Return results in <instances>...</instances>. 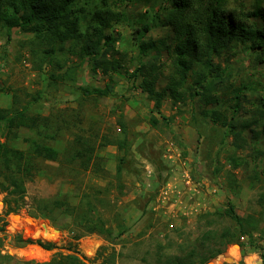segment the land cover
<instances>
[{
  "label": "rangeland",
  "instance_id": "obj_1",
  "mask_svg": "<svg viewBox=\"0 0 264 264\" xmlns=\"http://www.w3.org/2000/svg\"><path fill=\"white\" fill-rule=\"evenodd\" d=\"M241 2L247 9L258 4L264 7V0ZM227 6L238 4L227 0ZM117 8L126 17L105 32L113 30L118 37L116 49L128 50L124 63L131 68L137 54L132 28L145 7L143 1L131 0L118 2ZM168 32L158 26L148 35L160 38ZM77 51L71 40L53 43L18 28L11 29L7 40L6 30L0 28V107L26 104L31 114L48 117L47 140L59 152L57 160L38 162V170L26 182L25 205L19 210L5 215L4 193H0V215L5 217L8 234L0 253L14 257L0 259V264L47 260L57 251L71 252L69 246L92 258L96 251L81 246L87 239L96 240L102 252L114 248L115 264H168L195 249L204 251L200 238L207 232L237 228L226 216L203 215L224 208L227 198L247 219L245 228L251 230L254 246L228 244L205 264L234 262L239 256L244 264L262 260L264 171L254 148L264 149V139L255 143L246 130L243 134L249 146L236 148L223 127L202 117L201 103L193 100L174 105L164 99L160 110L167 119H162L153 101L122 74H112L111 95L84 93L81 87H102L109 77L93 73ZM235 51L233 56L224 51L216 60L229 66L236 84H250V101L264 99V62L249 51ZM166 73L158 81L159 89ZM151 116L158 119L157 124L150 123ZM18 134L15 143L24 148L21 136L30 132L20 128ZM121 140L122 147L118 146ZM83 143L93 148L87 167L85 158L72 159ZM93 160L99 165H92ZM55 198L69 202L71 210L55 208L49 212L51 218L29 213L38 210L40 201ZM97 217L112 228L111 236L90 231L91 223L84 220ZM26 238L54 246L46 249L17 241ZM246 240L247 235L242 241Z\"/></svg>",
  "mask_w": 264,
  "mask_h": 264
},
{
  "label": "trees",
  "instance_id": "obj_2",
  "mask_svg": "<svg viewBox=\"0 0 264 264\" xmlns=\"http://www.w3.org/2000/svg\"><path fill=\"white\" fill-rule=\"evenodd\" d=\"M123 1L131 0H0V28L6 30L7 40L10 39L11 29L18 28L53 43L63 44L68 40L75 42L81 61L86 62L93 73L109 77L102 87H81L84 93L97 97L109 96L114 87L112 74H122L135 90L153 101L162 119H167L160 110L164 99H170L174 105L193 100L201 103L202 117L223 127L236 148L249 146L243 134L246 130L251 132L255 143L261 137L264 139V99L261 97L257 101H250L247 95L250 84H236L229 66L216 60L224 51L231 56L235 55V49L238 48L257 55L260 62H264L263 6L258 4L247 9L241 0H234L238 6L232 7L227 6V0H141L145 8L138 14L136 26L132 28L131 39L137 54L130 68L124 63L128 50L120 52L116 49L118 37L113 30L105 32L126 17L117 8L118 2ZM84 18L87 20L82 26ZM158 26L169 32L160 38L149 36L148 32ZM163 54L165 59L161 58ZM165 70V82L159 89L157 84ZM249 103L252 105L251 115ZM149 121L153 125L158 123L155 116H151ZM119 122L124 128L123 123ZM49 127L48 117L31 114L26 104L20 107H0V193H4L5 215L25 205L26 182L35 175L38 162L59 158L58 150L47 140ZM20 128L30 132L21 136L24 148L15 143L20 137ZM123 143L121 140L118 146L122 147ZM92 149L83 143L76 149L72 159L85 158L84 167H87ZM254 150L264 171V149ZM230 160L235 165L239 164L237 158L231 157ZM91 163L99 165L98 160ZM117 170L119 172V167ZM62 206L63 212L71 210L69 202L55 198L40 201L38 210H30L29 213L32 216L51 218L49 212ZM216 214L228 217L237 228L214 234L207 232L200 238L204 251L197 252L195 249L190 251L188 257H178L168 264H205L221 254L231 243H238L242 247L246 242L254 246L251 230L245 228L247 219L236 212L229 198L224 208L203 215L208 218ZM84 221L91 223V232L112 235V228L105 226L102 218ZM5 225V217L0 215V247L8 236ZM245 235L247 240L242 241L240 237ZM17 241L23 244L36 243L46 249L54 246L52 242L41 239ZM69 249L72 251H57L47 260H24L22 263L115 264L114 248L107 252L98 248L92 258L81 254L76 246H69ZM13 258L12 255L0 253V259ZM261 261L264 264V256ZM221 264L244 262L223 261Z\"/></svg>",
  "mask_w": 264,
  "mask_h": 264
},
{
  "label": "crops",
  "instance_id": "obj_3",
  "mask_svg": "<svg viewBox=\"0 0 264 264\" xmlns=\"http://www.w3.org/2000/svg\"><path fill=\"white\" fill-rule=\"evenodd\" d=\"M83 248L92 249L93 252L99 247L96 240L87 239V241L83 242L81 245ZM93 247V248H92ZM85 255V254H84ZM86 256V255H85ZM88 257V256H87ZM239 260H243L241 256H239L238 260L236 259L234 262H238ZM257 259H255L256 261Z\"/></svg>",
  "mask_w": 264,
  "mask_h": 264
},
{
  "label": "water",
  "instance_id": "obj_4",
  "mask_svg": "<svg viewBox=\"0 0 264 264\" xmlns=\"http://www.w3.org/2000/svg\"><path fill=\"white\" fill-rule=\"evenodd\" d=\"M235 245L238 246V244H235ZM230 259H231L230 257H226V260H230ZM255 262H256V264H262V261L260 259H257ZM209 263H211V262H209ZM209 263H207V264H209Z\"/></svg>",
  "mask_w": 264,
  "mask_h": 264
},
{
  "label": "built area",
  "instance_id": "obj_5",
  "mask_svg": "<svg viewBox=\"0 0 264 264\" xmlns=\"http://www.w3.org/2000/svg\"><path fill=\"white\" fill-rule=\"evenodd\" d=\"M240 238H241V240H242V239H244V236H241Z\"/></svg>",
  "mask_w": 264,
  "mask_h": 264
},
{
  "label": "bare ground",
  "instance_id": "obj_6",
  "mask_svg": "<svg viewBox=\"0 0 264 264\" xmlns=\"http://www.w3.org/2000/svg\"><path fill=\"white\" fill-rule=\"evenodd\" d=\"M209 264H213V263H209Z\"/></svg>",
  "mask_w": 264,
  "mask_h": 264
}]
</instances>
